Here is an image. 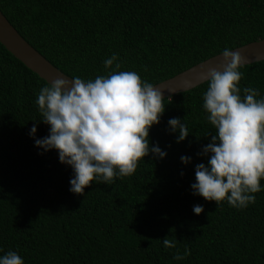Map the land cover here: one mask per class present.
<instances>
[{
	"label": "trees",
	"instance_id": "1",
	"mask_svg": "<svg viewBox=\"0 0 264 264\" xmlns=\"http://www.w3.org/2000/svg\"><path fill=\"white\" fill-rule=\"evenodd\" d=\"M0 11L55 68L84 80L127 70L156 85L226 46L264 39V0H0ZM113 54L120 69L104 67ZM240 71L241 89L264 97V61ZM45 84L0 44V255L16 251L24 264H264V180L255 203L239 209L191 189L216 131L203 109L208 81L163 101L149 142L164 159L149 154L132 175L93 181L83 194L69 190L71 167L29 135L34 123L36 138L48 135L36 104ZM173 117L188 127L183 142L169 129ZM165 237L176 248H164Z\"/></svg>",
	"mask_w": 264,
	"mask_h": 264
},
{
	"label": "clouds",
	"instance_id": "2",
	"mask_svg": "<svg viewBox=\"0 0 264 264\" xmlns=\"http://www.w3.org/2000/svg\"><path fill=\"white\" fill-rule=\"evenodd\" d=\"M221 62L203 73L208 81L203 93V109L215 128L210 142L198 155L207 164L195 166L194 195L207 201H222L234 208H246L255 203V193L262 190L264 180V97L252 87L241 89L245 63L239 51L224 47ZM116 54L104 60V67L121 65ZM243 92V95H241ZM163 93L157 86L141 79L135 71H110L84 80L79 76L68 79L57 76L40 88L36 104L42 114L41 122L49 126L48 135L36 138L34 123L29 135L44 152L55 150L61 164L71 167L70 192L83 194L93 181L110 184L114 178L132 175L141 159L149 154L164 159L167 153L158 145H150V129L159 124L165 112ZM176 142L190 134L179 117L168 120ZM188 165L191 157L181 156ZM204 211L195 205L196 215ZM164 248H176L177 239L165 237ZM177 251L173 260L189 255ZM0 264H24L16 251L0 255Z\"/></svg>",
	"mask_w": 264,
	"mask_h": 264
},
{
	"label": "water",
	"instance_id": "3",
	"mask_svg": "<svg viewBox=\"0 0 264 264\" xmlns=\"http://www.w3.org/2000/svg\"><path fill=\"white\" fill-rule=\"evenodd\" d=\"M0 44L7 52L47 84L61 75L71 79L55 68L39 52L30 46L8 22L1 11ZM233 50L239 51L242 57L245 58L243 66L264 61V39L248 43ZM221 59L220 54L215 55L154 86H157L163 93L164 99H170L174 95L190 91L207 82L203 73L208 67L218 65Z\"/></svg>",
	"mask_w": 264,
	"mask_h": 264
}]
</instances>
